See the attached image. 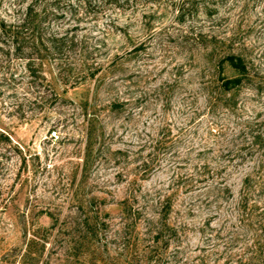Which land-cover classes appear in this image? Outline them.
Wrapping results in <instances>:
<instances>
[{
  "label": "rangeland",
  "instance_id": "1",
  "mask_svg": "<svg viewBox=\"0 0 264 264\" xmlns=\"http://www.w3.org/2000/svg\"><path fill=\"white\" fill-rule=\"evenodd\" d=\"M29 5L43 50L0 62V130L27 157L0 141V264H236L264 231V0L0 17Z\"/></svg>",
  "mask_w": 264,
  "mask_h": 264
},
{
  "label": "trees",
  "instance_id": "2",
  "mask_svg": "<svg viewBox=\"0 0 264 264\" xmlns=\"http://www.w3.org/2000/svg\"><path fill=\"white\" fill-rule=\"evenodd\" d=\"M120 0H115L118 2ZM124 2L126 0H123ZM21 9L18 11L20 12ZM46 17H40L39 13L32 5H29L23 12L19 14V17L15 21H9L4 17H0V55H4L0 58V62L6 57L9 62L14 59L26 60L28 62V70L31 72L32 60L35 59V55L40 54L43 50V40L41 38L42 29H46L45 19ZM64 38H53L51 41L54 43H61ZM232 65L238 70H245L243 59L239 56H229L228 58ZM0 73H2L0 71ZM3 78L8 79L7 75L0 74ZM240 79L235 78L226 80L224 82L225 88H231L236 83H239ZM0 141L7 145L2 144L1 148L6 151H12L13 148L22 157L24 163L27 162V157L23 155V149L13 142V139L9 133H5L0 130ZM1 142V143H2ZM257 143V141H255ZM9 158V157H8ZM3 163V159H0V164ZM246 183L249 185L248 180ZM245 198V197H244ZM248 198H245V206L247 207ZM255 207V205H254ZM90 222V223H89ZM95 222V223H94ZM97 224L96 221L86 220V224ZM263 227H260L252 234L251 240L247 243L245 251L241 253L239 260L236 264H264V233ZM236 262V261H235Z\"/></svg>",
  "mask_w": 264,
  "mask_h": 264
}]
</instances>
